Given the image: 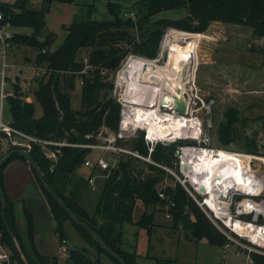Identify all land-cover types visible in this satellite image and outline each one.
<instances>
[{"label":"trees","instance_id":"1","mask_svg":"<svg viewBox=\"0 0 264 264\" xmlns=\"http://www.w3.org/2000/svg\"><path fill=\"white\" fill-rule=\"evenodd\" d=\"M74 1L41 0L38 9L30 5V0H16L14 3L0 5L5 18L13 27L32 29L29 35L16 33L13 46L27 45L36 48L38 53L35 65L45 66L50 71L47 75L36 78L38 87L34 92L33 101L23 99L19 83L13 87L12 94L6 99L12 115L11 125L15 129L41 141L67 143L61 148L57 161L47 156L43 144L33 143L30 151L46 183L68 209L93 228L102 239V244L110 246L127 264H138L139 255H132L123 249V225L131 223L151 234L156 225V210L159 206L167 205L168 201L173 203L168 207L173 217L172 229H182L189 241L199 242L206 239L211 245L224 248L228 243L227 237L212 223L186 188L161 167H172L177 158V146L190 141L180 140L166 145L158 143L150 153L144 132L140 131V135L131 140V150L143 157L150 156L153 162L131 154H122L118 157L116 165L101 171L105 182L94 214H90L83 207L81 199L90 185V176L97 170L91 171L88 177L79 170L85 167V161L92 152L88 146L98 144L100 135H105L107 130L116 132L119 129L122 106L114 95L115 83L109 75L116 74L128 56L156 59L166 29L202 33L213 21L248 26L253 30L254 36L264 40V0H141L130 8L131 11L118 3L110 2V19L93 20L89 7L85 15L75 16L72 23L64 27L67 32L65 39L58 49L51 50V46L56 42V34L46 29V16L53 3L71 4ZM174 10H185L186 15L180 19L160 18L152 21L153 16ZM196 35L199 39L197 55L203 36ZM85 48L91 49L88 61L92 69L81 73L86 64L77 57ZM251 51L264 58V46L254 47ZM102 70H107V75H103ZM77 81L81 83L79 109L72 107V92L76 89ZM35 103L42 107L43 115L40 118L36 116ZM222 115L223 120L217 123L216 136L220 146L228 147L236 141V127L243 119L236 106L227 107ZM8 144L9 150L0 156V160L10 151L18 149L11 142ZM245 146L248 153L259 152V146L254 139L246 137ZM15 160L31 168L47 198L55 222L54 231L59 237L66 235L64 224L71 220L67 211L45 189L28 161L21 155H13L0 169V182L8 202L7 222L15 232L27 262L58 264L57 256L40 252L35 241L34 214L27 205L23 208L25 231L22 232L19 228L16 204L7 193L4 175L6 167ZM167 179H170L172 184H169ZM161 192H164L168 199H162L159 195ZM138 202L146 209L153 207L154 212L148 213L145 209L139 219L135 220L134 210ZM71 222L98 253L86 248L75 249L68 255L69 262L104 264L100 257L101 253H104L119 264L105 251L102 244L96 241L92 233L72 220ZM0 231L3 233V243L11 251L13 258L19 264H25L7 232L2 216L1 198ZM251 260L253 264H264V256L257 253L251 254ZM156 264H176V260H156Z\"/></svg>","mask_w":264,"mask_h":264},{"label":"rangeland","instance_id":"2","mask_svg":"<svg viewBox=\"0 0 264 264\" xmlns=\"http://www.w3.org/2000/svg\"><path fill=\"white\" fill-rule=\"evenodd\" d=\"M15 1L7 0L8 3H14ZM99 4L101 3H98V18H101L100 20L110 19L111 16L107 13L108 6L105 8L106 12L104 16L102 6ZM30 5L38 9L41 6V0H30ZM121 6L131 11L130 8L133 6V3ZM185 15V10L166 11L153 16L152 21L160 18L180 19ZM58 18V16L51 17L49 22H46V29H54V32L57 34L56 42L51 46V50L62 44L64 33H66L64 32L65 26L58 25L60 23L57 21ZM11 30L14 33L20 34L29 35L32 33V29L30 28L12 27ZM169 31L178 33V35L175 34L176 36L174 35L173 37V47L175 49L190 53L194 51L195 56L199 42V39H197L198 35L196 34L203 36L197 50L195 77L189 89L191 99L189 118L195 119L199 123V126L195 134L190 133L186 137L188 140L185 141H190V143L182 145L209 147L248 154L245 139L246 137L254 139L259 146V152L254 154L257 158L253 160L252 169L259 181L260 191L257 197L259 199L264 198V58L257 52L251 51L254 47H263L264 40L254 36L253 30L248 26L227 24L220 21H213L202 33L168 28L161 43L160 53L156 59H153L155 61L158 60L160 66L165 64L169 54V48H163V41ZM181 31L189 34L182 33ZM90 52L91 49H82L77 59L79 61H85L86 58L89 59ZM37 53L38 50L36 48L27 45L12 46L7 58L9 67L6 70L8 76L6 93L13 92V87L19 83L23 99L33 101L34 92L38 87L36 78H40L36 75L35 58ZM132 56L136 57L134 55L128 56L120 70L126 69V63ZM109 76L115 83V97L117 99L125 98L129 94L127 90L129 79L124 78L122 84H119L116 74ZM80 101L81 83L77 81L76 89L72 92V107L79 109ZM35 106L36 116L40 118L43 115L42 107L38 103H35ZM230 106H236L239 109L240 117L243 120L236 127V141L228 147H223L217 141V123L223 120L222 113ZM3 120L6 123H11L12 120L7 102L4 105ZM140 131L132 139L140 135ZM168 138L172 139L173 137ZM132 139L124 142V146L129 150H131L130 144ZM179 146H177V149ZM6 149H8L7 143L3 147L0 146V156L7 153ZM100 155L101 152L98 150H92L90 153V157L95 159ZM179 155L180 153L176 155L177 158L173 162L172 167L167 166V168H170L172 172L174 171L177 174L179 166L175 167L174 163H179ZM105 158L111 165H116L118 159L116 155L107 153L105 154ZM79 172L88 177L91 170L82 167ZM166 172L175 181L179 182L175 175L171 172ZM92 177L97 182V185L95 187L89 185L81 199V204L90 214H94L95 212L105 182V176L101 171H95ZM167 180L169 184H172L170 179ZM44 198H31L29 200V205L33 208L36 224L35 241L40 252L44 255L57 256L58 264H73L69 262L68 255L70 251L75 249L82 250L86 248L97 254V249L86 242L71 220H67L64 224L65 236L59 237L55 233V222L45 195ZM145 209L138 202L134 210V219H139ZM201 209L203 210V208ZM146 210L148 213L154 212L153 207H148ZM168 213L167 205L158 207L155 212L156 225L153 227L151 234H148L147 230L139 229L131 223L123 225V249L132 255H139L137 258L138 264H156V260H176V264H253L248 254L241 250L236 243H230L228 247L225 245L222 248L211 245L206 239H202L199 242L187 240L185 232L182 229H172L173 217H167ZM17 215L19 228L24 232L26 219L23 211L18 210ZM61 249H63V253L60 252ZM100 257L104 264H117L104 253H101Z\"/></svg>","mask_w":264,"mask_h":264},{"label":"built area","instance_id":"3","mask_svg":"<svg viewBox=\"0 0 264 264\" xmlns=\"http://www.w3.org/2000/svg\"><path fill=\"white\" fill-rule=\"evenodd\" d=\"M6 3H8L7 0H0V5ZM131 15L133 16V14ZM12 27L11 22L5 18L4 13L0 8V74L2 77V91L0 98V143L5 141L8 144L11 142L12 145L18 147V149H25L28 151L32 149L33 143H41L46 148V154H48V157L53 161H57L58 156L61 155V148L67 145L66 142L41 141L15 129L11 123H6L3 120L4 105L9 95L5 92L8 79L6 70L9 67L7 58L10 54L13 40L16 35V33L11 30ZM84 62L86 66L81 73L86 72L88 69H92V66L89 65L88 58H86ZM36 70V75L39 77L47 75L50 72L45 66L36 65ZM120 72L121 70L116 73L117 82ZM107 73V70H102L103 75H107ZM118 101L122 106L118 131L114 132L107 130L105 135H100V142L98 144L88 146L92 150H98L101 152V155L98 158L95 159L89 157L85 161L84 166L92 172L95 170L105 171L113 166L105 158V154L107 153H111L117 157L122 154H131L148 162H153L150 156L143 157L137 152L129 150L124 146V142L135 137L139 130L144 132V138L146 144L149 146L150 153L153 152L158 143L166 145V142L168 141L174 143L179 140H188L186 138L187 136L174 137L166 141L163 138L157 137L153 139L150 137L146 127L137 126V124L125 120L128 104L126 102V97L119 98ZM166 108L167 107L161 106L160 111L172 112L169 108ZM46 146H50V148H47ZM187 149L211 151V154H215L213 155V158L220 161L219 163H216L218 166L224 165V159H222L223 157L219 154L220 152H226L236 157L226 158V160H232L233 164L231 166L225 165L227 166V173L224 174L226 177L222 182H214L212 187L206 188L203 183L201 185H196L193 181L189 180L187 175L189 165L184 163L182 159ZM177 151L180 153L178 156L179 163L175 162L174 165L175 167L179 166L178 174L174 171L172 172L170 168L158 165L175 175L179 183L186 188L196 203L203 208V211L207 214L212 223L227 237L228 243L226 244V247H228L230 243H236L241 250L248 254L250 260L252 253L264 256V198L259 199L257 197L260 191L259 181L252 169L253 160L257 157L250 153L242 154L230 152L228 150L189 145H181L178 147ZM225 179L228 180V182H226L227 184L223 183ZM89 184L94 187L96 186L92 176L89 178ZM202 188H205L204 192L202 191ZM224 194H227L228 196L222 198ZM159 195L162 199H168L164 192H161ZM167 205V207H169L173 205V203L168 201ZM167 217H171V214L168 213ZM60 252L63 253V249H61ZM0 264H19L17 260L13 258L11 251L4 245L3 233L1 231Z\"/></svg>","mask_w":264,"mask_h":264},{"label":"bare ground","instance_id":"4","mask_svg":"<svg viewBox=\"0 0 264 264\" xmlns=\"http://www.w3.org/2000/svg\"><path fill=\"white\" fill-rule=\"evenodd\" d=\"M174 31H169L163 41V48H169V54L164 65L160 66L158 60H147L142 57H133L126 63V69L121 70L118 76L119 84L124 78L129 79L126 95L127 110L125 120L146 127L153 139L168 137H184L198 130L199 123L190 119L191 104L187 102V115H179L170 108L173 96L190 91L195 77L196 58L194 51L186 52L173 47ZM178 35V33L176 34ZM175 35V36H176ZM186 69V73H184ZM124 73V75H123ZM167 96V97H166ZM166 97L168 103L164 104ZM170 108L172 112H161L160 107ZM200 131V130H199ZM198 131V132H199ZM197 132V133H198ZM194 137V136H193ZM203 150L187 149L182 157L183 162L189 165L187 175L196 185L205 184L206 188L213 186L214 182H222L226 177L227 166L233 164L226 160L232 156L226 152L219 154L224 159V165L218 166L213 158L214 153ZM208 159V161H207ZM212 161V162H211ZM227 165V166H225ZM211 180V181H210ZM228 180L223 183L227 184Z\"/></svg>","mask_w":264,"mask_h":264},{"label":"crops","instance_id":"5","mask_svg":"<svg viewBox=\"0 0 264 264\" xmlns=\"http://www.w3.org/2000/svg\"><path fill=\"white\" fill-rule=\"evenodd\" d=\"M138 1H141V0H75L71 4H63V3L55 2L53 3L50 12L46 16V22H49L51 17L54 18L58 16L59 18L57 21L60 22L58 25L59 26L63 25V26L68 27L72 23L73 18L75 16L85 15L89 7L91 9V13H92L91 15L93 17L92 19L99 21L101 19V18L99 19L97 15L99 2L101 3L99 5L102 6V11L104 12V16H105V12H106L105 8L108 6L107 4H109L110 2L118 3L120 5L127 4V3H133L134 5ZM107 13L109 12L107 11ZM50 31L55 33L54 29ZM66 35H67V32L64 33L63 40L65 39ZM59 46L55 47L54 50L58 49ZM1 91H2V77L0 79V98H1ZM8 94L9 95L12 94V91L9 92ZM0 144H1L0 146L3 147L4 144H6V142L4 141V142H1ZM6 150L8 152L9 145H8V149ZM4 175H5V184H6L7 193L9 194L10 198L16 204V211L18 210L23 211V208L25 205H27L32 210L33 208L29 205V200L31 198H44V195L42 192L43 190L41 186L38 185L31 171V168L25 163L18 161V160L12 161L6 167ZM95 183L97 185L96 181ZM20 206H22L21 209H20ZM18 223H19V220H18Z\"/></svg>","mask_w":264,"mask_h":264},{"label":"water","instance_id":"6","mask_svg":"<svg viewBox=\"0 0 264 264\" xmlns=\"http://www.w3.org/2000/svg\"><path fill=\"white\" fill-rule=\"evenodd\" d=\"M186 71L187 70L184 69V73H186ZM166 97H164V99H163V103L164 104H167L168 103V99ZM190 101H191V99H190L189 91L183 92V93H180L179 95H174L173 96V102H172V104H170L169 107L172 108V110H174L177 114L184 116V115H187L188 114L187 113V102H189L191 104ZM166 144H170V142H166ZM178 153L179 152L176 151V155H178ZM13 155H21V156H23L28 161V163L30 164V166L36 171L37 176L40 179V181L42 182V184L45 187V189L53 196V198L60 204V206L67 211V213H68L69 217L71 218V220L76 225H78L80 227H83L87 231H89L90 233H92L93 236L95 237L96 241L98 243H101L102 244V239L93 230V228L90 225H88L86 222H84L75 212H73L70 209H68L67 206L65 205V203L63 202V200L46 183L45 178H44V175L40 171V169H39L37 163L35 162V160L33 159V156L31 154V151H28V150H25V149H14V150L10 151L6 156H4L0 160V169L9 161V159ZM202 191L204 192L205 191V188H202ZM227 196H228L227 194H224L222 196V198H226ZM0 198H1V203H2V216H3V219L5 220V223H6L7 232L9 233V235L12 238V240L14 241L15 247L18 250V252L21 254L22 259L25 261V264H30L29 262H27L25 256L22 254L21 246H20V243L18 242V239L16 237V234L12 230L10 224L7 222V213H6V211H7L8 202H7V199H6V195H5L4 189H3L2 185H1V182H0ZM102 247L119 264H127L126 261L116 251H114L110 246L102 244Z\"/></svg>","mask_w":264,"mask_h":264}]
</instances>
